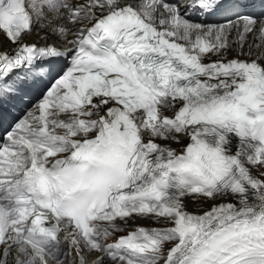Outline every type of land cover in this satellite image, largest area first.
<instances>
[{
    "label": "snow or ice",
    "instance_id": "snow-or-ice-1",
    "mask_svg": "<svg viewBox=\"0 0 264 264\" xmlns=\"http://www.w3.org/2000/svg\"><path fill=\"white\" fill-rule=\"evenodd\" d=\"M36 93L0 264H264V0H0V122Z\"/></svg>",
    "mask_w": 264,
    "mask_h": 264
},
{
    "label": "bare ground",
    "instance_id": "bare-ground-1",
    "mask_svg": "<svg viewBox=\"0 0 264 264\" xmlns=\"http://www.w3.org/2000/svg\"><path fill=\"white\" fill-rule=\"evenodd\" d=\"M138 223L139 224H141V225H144V226H149L148 224H147V222H144V221H138ZM91 257H89V259H90Z\"/></svg>",
    "mask_w": 264,
    "mask_h": 264
}]
</instances>
